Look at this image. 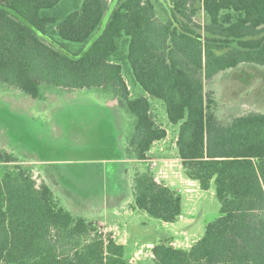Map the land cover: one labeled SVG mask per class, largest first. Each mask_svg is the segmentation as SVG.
I'll list each match as a JSON object with an SVG mask.
<instances>
[{
	"label": "trees",
	"instance_id": "1",
	"mask_svg": "<svg viewBox=\"0 0 264 264\" xmlns=\"http://www.w3.org/2000/svg\"><path fill=\"white\" fill-rule=\"evenodd\" d=\"M112 0H0V83L41 98L43 84L108 90L135 120L129 148L148 160L167 129L151 99L178 125L186 176L214 186L220 215L190 248L159 241L153 264H264V113L224 125L206 82L248 63L264 66V0H169L168 19L152 0H122L93 34ZM208 19L201 24L200 11ZM80 46L77 51L56 37ZM123 62L146 94L133 97ZM134 206L173 223L183 197L150 167L133 179ZM0 264H129L127 246L97 222L76 216L27 167L0 150Z\"/></svg>",
	"mask_w": 264,
	"mask_h": 264
},
{
	"label": "rangeland",
	"instance_id": "2",
	"mask_svg": "<svg viewBox=\"0 0 264 264\" xmlns=\"http://www.w3.org/2000/svg\"><path fill=\"white\" fill-rule=\"evenodd\" d=\"M118 1L122 0H112L93 39L102 34ZM152 1L159 17L167 20L169 0ZM197 20L207 23L203 10ZM56 39L73 51L80 48L58 36ZM123 69L132 96L145 95L128 62H123ZM206 88L214 92L221 124L228 125L251 112L264 113V66L240 64L207 81ZM41 90L42 97L33 98L0 83V150L13 153L38 183H48L59 203L71 213L96 218L105 233H112L117 242L127 246L128 258H136L134 264H153L152 248L159 241L190 248L203 236L207 224L220 215L214 186L203 190L186 176L175 146L179 126L170 123L163 101L151 99L157 122L169 129V135L155 142L148 160L142 162L129 148L136 118L119 107L111 91L66 90L47 84ZM148 167L159 182L183 197V213L173 223L134 206L133 179ZM119 199L123 201L119 207H112Z\"/></svg>",
	"mask_w": 264,
	"mask_h": 264
},
{
	"label": "crops",
	"instance_id": "3",
	"mask_svg": "<svg viewBox=\"0 0 264 264\" xmlns=\"http://www.w3.org/2000/svg\"><path fill=\"white\" fill-rule=\"evenodd\" d=\"M167 129V128H166ZM167 132L169 133V129H167ZM169 135V134H168ZM176 146V145H175ZM122 161V160H121ZM191 180V179H190ZM192 181H194V180H192ZM196 182V181H195ZM122 187H123V185H122ZM123 201H120V199H119V201L118 202H116L115 201V204H113V206L112 207H114L115 206V208L117 209L118 207H119V205H120V203H122ZM109 204H111V203H109ZM117 204H119V205H117ZM116 209H114V210H116ZM117 211V210H116ZM88 219V218H87ZM89 220H91V219H89ZM92 221H94V222H96L97 221V219L95 218V219H93ZM99 221H101V220H99ZM130 221V220H129ZM133 222V220H131L129 223H132ZM101 223H105V221L104 222H102L101 221ZM134 227V226H133ZM132 227L130 226V229H131Z\"/></svg>",
	"mask_w": 264,
	"mask_h": 264
},
{
	"label": "built area",
	"instance_id": "4",
	"mask_svg": "<svg viewBox=\"0 0 264 264\" xmlns=\"http://www.w3.org/2000/svg\"><path fill=\"white\" fill-rule=\"evenodd\" d=\"M115 238V237H114ZM125 245V244H124ZM151 256L154 257V254L153 252L151 253ZM128 261H129V264H134L136 262V258L134 257H131V258H128Z\"/></svg>",
	"mask_w": 264,
	"mask_h": 264
}]
</instances>
